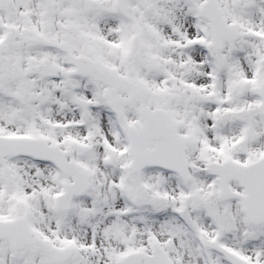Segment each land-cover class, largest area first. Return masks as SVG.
I'll list each match as a JSON object with an SVG mask.
<instances>
[{"label":"snow or ice","instance_id":"6c2138e0","mask_svg":"<svg viewBox=\"0 0 264 264\" xmlns=\"http://www.w3.org/2000/svg\"><path fill=\"white\" fill-rule=\"evenodd\" d=\"M0 264H264V0H0Z\"/></svg>","mask_w":264,"mask_h":264}]
</instances>
